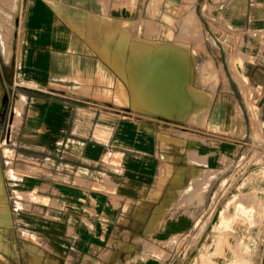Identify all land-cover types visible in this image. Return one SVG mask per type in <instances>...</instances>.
<instances>
[{"label":"crops","instance_id":"0c3cea01","mask_svg":"<svg viewBox=\"0 0 264 264\" xmlns=\"http://www.w3.org/2000/svg\"><path fill=\"white\" fill-rule=\"evenodd\" d=\"M103 2L101 11L94 14L105 12ZM194 3L203 32L209 31L217 41L218 36L223 38L221 45L230 44L232 54L231 60L227 57L225 63L214 65L221 64L227 87L219 93L216 87L205 125L192 126L205 127L211 133L221 131L233 126L231 118L236 120L240 109L244 134L238 137L249 133L252 138L256 122L258 131L264 133V0ZM47 11V28H38L44 42L31 44L34 48L28 67L33 70L22 66L23 79L38 90L51 87L52 74L57 72L67 81L54 83L62 92L57 99L36 93L20 95L25 100L22 119L18 126L12 124L11 131H22L23 146L33 151L19 153L35 169L33 177L25 181V185L33 184V190L21 194L18 212L10 202L1 205L9 223L0 224V264H125L130 259H136L135 264H155L148 252L134 247L123 256L120 248L157 241L168 260L172 255L168 242L173 238L186 253L187 246L196 242L192 237L200 226L198 216L234 210L230 211L231 202L221 204L222 182L228 176L219 180L217 174L222 170L213 165L204 171H220L211 174L205 186L190 190L192 180L205 174L190 175L187 170L192 165L213 163L215 153H202L208 154L206 163L188 161V148L201 152L184 146L186 156L175 161L166 150L171 146L162 138L159 122L138 119L117 107L106 111L101 102L111 98L120 104L130 102V94L118 81L112 94L108 93L111 96L105 97L106 81L112 79L99 61L80 53L88 49L79 42V23L69 15L73 26L66 25L59 12L54 17ZM55 19L61 20L63 30H58L65 34L64 42L53 38ZM27 29L36 31L34 26ZM212 45L220 49L214 42ZM209 85L213 91L214 84ZM237 128L236 120V127L227 130L234 133ZM224 158L226 163L233 161ZM12 182L18 185L21 178L1 182L2 199L7 198L4 184ZM26 194L32 197L23 198ZM261 262L264 264V257Z\"/></svg>","mask_w":264,"mask_h":264},{"label":"rangeland","instance_id":"374dc122","mask_svg":"<svg viewBox=\"0 0 264 264\" xmlns=\"http://www.w3.org/2000/svg\"><path fill=\"white\" fill-rule=\"evenodd\" d=\"M41 1L43 6L39 0H0V195L3 180L13 177L21 178L18 185H14L13 182L11 185L4 184L7 198L9 195L11 197L9 199L0 197V224L9 223L6 220L8 214L1 212L2 203L6 205L7 202H10V206L17 208L18 212V206L22 202L21 194L27 192L32 194L33 190V184L25 185V181L27 178L33 177L32 173L35 169L32 167L33 165L24 161L28 160L27 157L19 155V153L33 154V151L23 146L22 131H11L12 124L19 125L24 109L25 100L23 99L20 114L16 118L14 110L16 98L21 94L36 93L43 97L57 99L58 94H62V92L55 89L57 86L54 83L67 81L64 76L59 77L57 72V74H52L53 85L51 87L45 84L46 86L41 88L42 90H38L23 79L22 66L33 70L28 67L30 66L29 56L32 55L34 48L31 44L34 41L44 42L45 36L41 31L39 32L38 28L40 26L43 29L47 28L50 17L47 10L50 9L54 17L59 12L66 25L73 24L70 19L71 15L75 18L76 23H79L78 31L82 34L78 36L79 42L88 49L80 53L87 54L91 59L99 61L107 76L112 79L111 83L109 80L106 81L104 91L107 94L105 97L111 96L118 81H121L122 88L130 94V102L122 101L120 104L119 101H114L112 98L101 102L106 111L117 107L123 113L138 119H154L156 123L159 122L157 124L163 130L162 138L167 142L166 144L169 143L171 146L166 150L172 153L175 161L184 159L186 156L183 151L184 146L196 148L201 152L188 148L186 150L188 161L206 163L208 154L202 153L209 151L215 153L212 155L213 163L209 162L200 166L192 165L190 170H187L191 172L190 175L205 174L199 179L192 180L190 190L205 186L206 180L211 174L220 171L214 168L205 172L204 169H208L210 165L222 170L217 174L221 175L219 180L228 176L227 181L222 182L221 193L224 194V197L221 204L223 205L227 201L226 204L230 205L231 202L233 208L231 206L230 211L234 209L233 212L198 216V219L201 220L200 226L196 232L194 231L195 236L192 237L196 242H191V245L187 246L186 253L184 248L180 249L176 245L177 242L173 238L168 242L172 247V255L168 260H164L167 253L159 249L157 241H149L153 243L150 245L144 242L143 245L138 243L137 245L122 246L120 250H122L123 256L129 248L137 247L139 250L148 252L155 259V264H262L261 258L264 257V212H261L264 211L262 208L264 205V133L258 131L256 122L257 130L255 129L251 135L252 138L249 133H246L243 138H239L238 134L240 136L244 134L243 115L240 109L235 115L238 128L234 133L229 131L232 127H236L234 116L231 118L233 126L227 125L221 131L214 133L209 132L205 127L192 126L195 124L205 125L216 87L217 93L227 87L226 77L222 75L221 64L219 67L214 65H218L221 61L225 63L227 57L228 61L231 60L232 54L230 44L221 45L223 38L218 36L219 41H217L209 31L203 32L204 25L201 24L202 21L199 20L194 10L195 0ZM100 1H104L105 12L94 14L101 11ZM187 10L193 14V19L196 22V32L193 36H188L180 23V19L186 16ZM27 26H35L36 31L27 29ZM54 26V40L64 42L66 36L58 30H63L61 20L55 19ZM211 42L218 45L220 49L218 50ZM221 47L228 52H225ZM164 55L168 57L166 58ZM153 58H156L154 60L156 63ZM169 71L171 75L166 79V74ZM207 72L211 73L213 78H210L209 74L206 75ZM166 80L174 91V100H176V103L173 102L174 112L164 111L162 108L164 98H162V102L160 101L161 96H164L163 88L159 92L160 86L162 87L163 81ZM209 82L215 86L213 91ZM29 83L34 84L33 82ZM158 84L159 86H156ZM185 85L189 89L185 88ZM154 86H156L155 89L158 88L157 92L153 90ZM109 92L111 94H108ZM158 92L162 95H159ZM151 94H156V96ZM158 98L159 103L156 102ZM177 101L181 102L178 104ZM80 102L84 104L88 101ZM186 102L188 104H185ZM250 107L252 110V106ZM93 120L95 119H92V122H94ZM228 128L229 130H227ZM89 133L91 135L92 132ZM232 142L240 143L242 146H234ZM224 155L231 157L233 161L226 163ZM29 197L32 196L26 194L23 198L29 199ZM243 213L246 215L244 219ZM136 239L139 241L140 238ZM163 250L165 249L163 248ZM142 256L143 258L147 257L146 253ZM122 260L124 262V259ZM135 260L130 259L125 264H135ZM161 260L164 262L160 263ZM139 261L138 258L136 262Z\"/></svg>","mask_w":264,"mask_h":264},{"label":"bare ground","instance_id":"6f19581e","mask_svg":"<svg viewBox=\"0 0 264 264\" xmlns=\"http://www.w3.org/2000/svg\"><path fill=\"white\" fill-rule=\"evenodd\" d=\"M37 5V4H36ZM36 7V6H35ZM27 8V7H26ZM132 9V8H131ZM187 9V8H186ZM29 11V10H28ZM188 11V10H187ZM32 12V11H31ZM29 15V14H28ZM48 16V15H47ZM183 17V16H182ZM114 20V19H113ZM38 23H39V21H38ZM180 23L182 24V26L184 27V31H185V33L186 34H188V36L189 35H192L193 36V34H195V32H196V22H195V20L193 19V14L191 13V12H187V14H186V16H184L182 19H180ZM30 24V23H29ZM33 25V24H32ZM35 27V26H34ZM58 31V30H57ZM64 38V37H63ZM37 39V38H36ZM118 48V47H117ZM119 50H120V48H119ZM169 53V52H168ZM121 54V53H120ZM163 54V53H162ZM38 56V55H37ZM163 56V55H162ZM168 56H169V54H168ZM168 56H166V55H164V57H168ZM142 57V56H141ZM182 57V56H181ZM157 58V57H156ZM155 58V59H156ZM170 58V57H169ZM184 58V57H183ZM154 58H153V61L155 60ZM171 59V58H170ZM176 59V58H175ZM28 60V59H27ZM144 60H145V58H144ZM164 60V59H163ZM168 60V59H167ZM172 60V59H171ZM29 61H30V58H29ZM158 61H160V60H158ZM165 61V60H164ZM151 62V61H150ZM155 62V61H154ZM168 62H175V61H168ZM142 63V62H141ZM151 63H153V62H151ZM156 63V62H155ZM177 64L179 63V62H176ZM181 63V62H180ZM188 63V62H187ZM183 64V63H182ZM29 65V64H28ZM165 65V64H164ZM187 65V64H186ZM186 65H184V66H186ZM166 66V65H165ZM173 66V65H172ZM171 66V67H172ZM175 66V65H174ZM180 66H181V64H180ZM187 66H189V64L187 65ZM211 66V65H210ZM212 66H213V64H212ZM211 66V67H212ZM168 67V66H167ZM181 67H183V66H181ZM176 68V67H175ZM178 68V67H177ZM180 68V67H179ZM190 68V67H189ZM208 68V67H207ZM181 69V68H180ZM129 70V69H128ZM186 70V69H185ZM135 71H137V70H135ZM208 71V70H207ZM212 71H214V70H212ZM187 72V71H186ZM188 73V72H187ZM184 74H186V73H184ZM210 75L211 73H209V72H207V74L206 75ZM171 75V73H170V71L169 72H167V74H166V79H168V77ZM189 75V74H188ZM132 76V75H131ZM211 76V75H210ZM148 77V76H147ZM147 77H146V79H147ZM188 77V76H187ZM190 77V76H189ZM192 77V76H191ZM133 78V77H132ZM161 78H163V77H161ZM96 79V78H95ZM154 80V79H153ZM157 81V80H156ZM156 81H154V82H156ZM149 82V81H148ZM147 82V83H148ZM164 83L162 84V87L160 86V91L159 92H161V88H163L162 90L164 91V96H161V99H160V101L162 100V98H164V104H163V110L164 111H168V112H171V111H173L174 109H175V107H174V104H173V102L174 103H176V100H174V91L171 89V86L168 84V81L166 80V81H163ZM171 83V82H170ZM184 83H185V81H184ZM183 83V84H184ZM156 84H157V82H156ZM169 86H168V85ZM173 84V83H172ZM171 84V85H172ZM161 85V84H160ZM153 86V85H152ZM152 86H150L151 87V89H152ZM156 86H159V84L158 85H156ZM156 86H154V89L153 90H156V92L158 91L157 89H155V87ZM210 86V85H209ZM138 87V86H137ZM145 87V86H144ZM188 86L187 85H185V88H187ZM148 88V87H147ZM188 89H189V87H188ZM191 89V88H190ZM176 90V89H175ZM184 91V90H183ZM138 92V91H137ZM155 92V91H154ZM155 92V93H156ZM158 92V94L159 95H162V94H160ZM139 93V92H138ZM136 94V93H135ZM140 94V93H139ZM157 94V95H158ZM152 95V94H151ZM155 96H156V94H154ZM154 95H152V96H154ZM158 95V96H159ZM213 95V94H212ZM141 96V95H140ZM139 96V97H140ZM157 96V97H158ZM141 98V97H140ZM190 98V97H189ZM194 98V97H193ZM154 99V98H153ZM155 100H156V97H155ZM155 100H153V102H155ZM158 101H156V102H160L159 101V98L157 99ZM195 100V99H194ZM192 101V100H191ZM156 102H155V104H156ZM162 102V101H161ZM178 102V104H179V102H181V101H177ZM184 102V101H183ZM188 102H189V100H188ZM209 102V101H208ZM22 103H23V98L22 97H17L16 98V101H15V105H14V110H15V117L16 118H18V116H19V114H20V111H21V107H22ZM137 103V102H136ZM138 104V103H137ZM162 104V103H161ZM181 104V103H180ZM185 104H188L187 102L185 103ZM191 104V103H190ZM192 104H193V102H192ZM158 105H160V104H158ZM194 105V104H193ZM177 106H179V105H177ZM180 106H183V105H180ZM186 106V105H185ZM191 106V105H190ZM156 107V106H155ZM192 107V106H191ZM190 107V108H191ZM159 108V107H158ZM157 109V108H156ZM177 109V108H176ZM161 110V109H160ZM159 110V111H160ZM187 110V109H186ZM175 111V110H174ZM173 111V112H174ZM177 111V110H176ZM186 113V112H185ZM183 115V114H182ZM185 115V114H184ZM182 118H183V116H182ZM243 219L245 218V216L246 215H244V213H243Z\"/></svg>","mask_w":264,"mask_h":264}]
</instances>
